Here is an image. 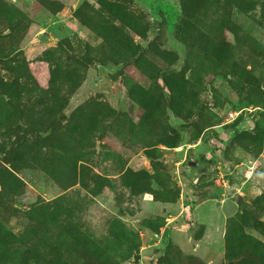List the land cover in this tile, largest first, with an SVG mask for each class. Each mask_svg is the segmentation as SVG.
Listing matches in <instances>:
<instances>
[{"label":"rangeland","instance_id":"rangeland-1","mask_svg":"<svg viewBox=\"0 0 264 264\" xmlns=\"http://www.w3.org/2000/svg\"><path fill=\"white\" fill-rule=\"evenodd\" d=\"M264 264V0H0V264Z\"/></svg>","mask_w":264,"mask_h":264},{"label":"water","instance_id":"water-1","mask_svg":"<svg viewBox=\"0 0 264 264\" xmlns=\"http://www.w3.org/2000/svg\"><path fill=\"white\" fill-rule=\"evenodd\" d=\"M59 1H61L62 3L66 4V5H72L75 3V0H59ZM138 259H139V254L134 253L132 255V259H131L132 264H136Z\"/></svg>","mask_w":264,"mask_h":264}]
</instances>
